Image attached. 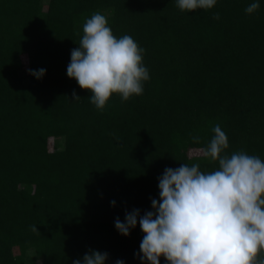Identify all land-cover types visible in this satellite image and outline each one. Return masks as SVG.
I'll list each match as a JSON object with an SVG mask.
<instances>
[{
    "label": "trees",
    "instance_id": "16d2710c",
    "mask_svg": "<svg viewBox=\"0 0 264 264\" xmlns=\"http://www.w3.org/2000/svg\"><path fill=\"white\" fill-rule=\"evenodd\" d=\"M96 12L145 50L150 75L143 94L103 110L67 75ZM217 124L228 155L264 160V0L192 12L177 0H0V264H73L90 250L146 264L139 223L125 236L116 219L154 211L167 167L218 169L203 156Z\"/></svg>",
    "mask_w": 264,
    "mask_h": 264
},
{
    "label": "clouds",
    "instance_id": "9594fccd",
    "mask_svg": "<svg viewBox=\"0 0 264 264\" xmlns=\"http://www.w3.org/2000/svg\"><path fill=\"white\" fill-rule=\"evenodd\" d=\"M217 0H177L181 11L211 9ZM260 8L251 3L245 12ZM219 13L214 19H219ZM79 47L71 51L67 75L91 92V103L103 110L111 97L127 101L141 95L150 79L142 49L130 35L116 37L107 17L100 12L86 19ZM29 72L37 79L46 69ZM75 100L81 97L73 92ZM203 150L218 162L205 173L198 163L167 167L159 177L160 199H152L154 211L143 216L139 209L126 212L115 227L128 236L139 223L145 233L137 256L146 264H264V160L240 150L228 155L229 139L219 124ZM119 140V138H117ZM198 136L193 137L199 143ZM115 201H112L115 206ZM33 232H40L33 225ZM107 252L90 250L73 264H106ZM116 264H124L117 260Z\"/></svg>",
    "mask_w": 264,
    "mask_h": 264
},
{
    "label": "rangeland",
    "instance_id": "374dc122",
    "mask_svg": "<svg viewBox=\"0 0 264 264\" xmlns=\"http://www.w3.org/2000/svg\"><path fill=\"white\" fill-rule=\"evenodd\" d=\"M24 73H26V70H24Z\"/></svg>",
    "mask_w": 264,
    "mask_h": 264
}]
</instances>
